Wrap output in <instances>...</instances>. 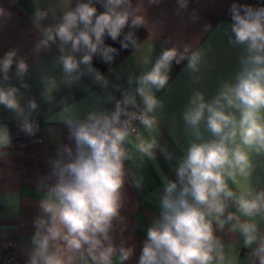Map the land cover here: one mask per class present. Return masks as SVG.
I'll use <instances>...</instances> for the list:
<instances>
[{
  "label": "clouds",
  "instance_id": "clouds-1",
  "mask_svg": "<svg viewBox=\"0 0 264 264\" xmlns=\"http://www.w3.org/2000/svg\"><path fill=\"white\" fill-rule=\"evenodd\" d=\"M71 2L62 0L66 10L60 22L48 27L41 26L48 12L35 13L34 24L42 33L35 50H48L59 42L58 62L66 84L91 74L95 82L107 86V79L93 67V57L110 64L118 54L105 44L106 36L119 40L124 49L137 46L135 30L148 24L143 0L135 4L133 0H78L74 8ZM96 3L104 11L98 12ZM160 3L148 0L149 5ZM187 3L178 0L181 9ZM229 13L233 34L229 43L243 46L245 52L240 70L235 82L223 83L211 100L201 91L189 97L182 119L193 139L175 169L176 179L163 181L160 214L147 229L138 264H237L216 234L226 227L242 237L249 250L247 264H264V175L257 174L258 169L264 173V7L233 3ZM125 27L129 31L120 39ZM77 53L82 55L77 58ZM185 59L190 73L200 70L199 51L190 52L187 45L183 50L166 48L150 70L136 78L134 92L115 100L112 111L94 110L84 119H65L74 147L64 146L51 161L50 177L38 183V190L46 191L38 203L26 264H124L133 255V247L123 241L117 245L112 235L115 222L122 220L125 161L131 158L125 144L136 132L133 122L138 121L149 137L137 135L134 148L141 157L155 158L156 113L164 108L155 93L168 84L173 62ZM14 65L15 78L27 89L24 78L29 65L18 57L17 49L0 57V81H10ZM47 84L43 98L51 103L56 81ZM0 106L15 114L24 133L34 135L38 130L31 119L38 104L31 99L23 105L18 87L0 83ZM202 124L211 138L204 137ZM10 145L9 129L0 126V157L7 155ZM48 179L52 182L44 183Z\"/></svg>",
  "mask_w": 264,
  "mask_h": 264
},
{
  "label": "crops",
  "instance_id": "crops-1",
  "mask_svg": "<svg viewBox=\"0 0 264 264\" xmlns=\"http://www.w3.org/2000/svg\"><path fill=\"white\" fill-rule=\"evenodd\" d=\"M230 1L188 0L187 8L181 9L178 0H161L159 5H149L148 0H143L148 24L141 28L147 36L119 63L100 72L108 81L107 86H102L91 74L82 75L71 85L65 83L58 62L61 55L59 42L48 50H35L36 43L42 38L34 24L35 13L48 12L46 19L41 21L42 27L59 23L66 10L62 0H0V8L4 9V15H0V57L11 49L18 50V57H23L29 65L24 78L29 87H20V81L14 75L15 65L10 72V81L0 83L18 87L21 103L25 106L35 99L38 109L31 119L41 125L38 141L24 144L14 140L11 128L18 120L13 112L0 106V126H6L11 135V145L5 150L7 155L0 157V257L7 246L15 244L17 264H26L35 231L34 218L39 214L38 203L46 191L38 190V183L42 177H50L51 161L58 157V152L64 146L74 147L65 119H84L94 110L108 111L107 103L112 101L108 98H122L125 92H134L136 78L150 70L163 50L171 47L183 50L187 45L190 52L201 53L200 70L190 73L187 59L180 64L173 62L168 84L155 93L164 103V108L156 113L159 127L153 135L157 137L159 147L155 150V158L141 157L134 148L137 135L149 137L142 125L125 144L131 158L125 161L122 220L115 222L112 235L117 245L123 241L126 247L134 248L133 255L124 264H138L147 229L160 214L163 181L165 178L176 179L175 169L193 139L182 119L189 97L194 91H201L206 100H211L223 83L235 82L240 70V58L245 52L243 46L229 43L233 36ZM77 2L72 0L70 7L74 8ZM136 2L133 0L134 4ZM96 7L98 12L104 11L99 3ZM80 55L77 53V58ZM51 79L56 81V87L51 90L53 99L48 103L43 93ZM137 101L141 103L139 97ZM65 107L71 111L65 113ZM201 130L206 139L211 138L203 124ZM257 174L264 175L259 169ZM51 182L50 179L44 181ZM216 234L224 243L229 258H237V264H247L249 250L244 248L238 232H229L226 227Z\"/></svg>",
  "mask_w": 264,
  "mask_h": 264
},
{
  "label": "built area",
  "instance_id": "built-area-1",
  "mask_svg": "<svg viewBox=\"0 0 264 264\" xmlns=\"http://www.w3.org/2000/svg\"><path fill=\"white\" fill-rule=\"evenodd\" d=\"M251 5L254 7H264V0H252ZM122 98L117 97L113 99L112 101H109L107 103V110L110 112L114 109V103L115 100H120ZM140 105V108L142 109L143 105L142 103H138ZM36 124H38V130L35 132L34 135H28L20 130V122H14L11 128V135L14 140L22 141L24 144L32 143L35 141H38L40 139L41 135V125L40 123L34 121ZM134 126L137 128L139 126L138 121L133 122ZM135 132V133H136ZM16 253H17V247L15 244H10L7 246L0 257V264H17L16 260Z\"/></svg>",
  "mask_w": 264,
  "mask_h": 264
},
{
  "label": "trees",
  "instance_id": "trees-1",
  "mask_svg": "<svg viewBox=\"0 0 264 264\" xmlns=\"http://www.w3.org/2000/svg\"><path fill=\"white\" fill-rule=\"evenodd\" d=\"M246 2L247 4H250L251 5V2L252 0H231L230 1V6L233 4V3H236V4H241V2ZM230 14V13H229ZM230 19H231V16H230ZM129 31V28L128 27H125V29L123 30L122 34H121V37L120 39H123V35L125 33H127ZM135 35L137 37V46L140 45L146 38L147 36V33L146 31L143 29V28H138L135 30ZM105 44L106 45H110L114 48L117 49V55H115L114 57V60L112 63H105L101 58H99L98 56H94L93 57V61H92V64H93V67L95 69H97L99 72H102L104 70H107L109 68H111L112 66L116 65L117 63H119L126 55H128L132 50H134L137 46L133 47V46H129V48L127 49H124L121 47V44L119 42V40L117 41H113L110 37L106 36L105 38Z\"/></svg>",
  "mask_w": 264,
  "mask_h": 264
},
{
  "label": "water",
  "instance_id": "water-1",
  "mask_svg": "<svg viewBox=\"0 0 264 264\" xmlns=\"http://www.w3.org/2000/svg\"><path fill=\"white\" fill-rule=\"evenodd\" d=\"M241 4H247V3L243 1V2H241Z\"/></svg>",
  "mask_w": 264,
  "mask_h": 264
}]
</instances>
